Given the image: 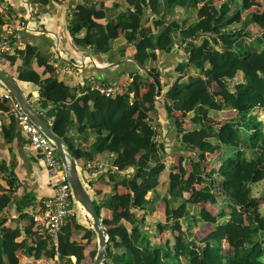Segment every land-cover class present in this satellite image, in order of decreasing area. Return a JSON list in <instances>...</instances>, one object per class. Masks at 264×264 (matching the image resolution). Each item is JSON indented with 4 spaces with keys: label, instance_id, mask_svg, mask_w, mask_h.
Instances as JSON below:
<instances>
[{
    "label": "trees",
    "instance_id": "1",
    "mask_svg": "<svg viewBox=\"0 0 264 264\" xmlns=\"http://www.w3.org/2000/svg\"><path fill=\"white\" fill-rule=\"evenodd\" d=\"M48 1L29 0L43 6ZM68 1L69 30L78 45L106 54L123 33L134 41L130 58L143 71L133 73L130 90L105 96L72 86L53 68L44 77L37 66H47L48 58L32 44L14 42L3 58L18 80L39 87L40 111L83 169L106 159L117 167L102 173L94 190L109 235L103 264H264V192L257 197L252 189L264 183V12L245 15L246 0ZM203 5L210 9L207 18L199 17ZM255 25L261 32L254 36ZM177 40L187 60L178 66L165 107L190 155L162 181L169 154L162 143H145L156 132L138 115L155 106L141 85H148L150 96L157 88L162 92L158 59L170 54ZM4 107L0 101V110ZM222 110L236 114L218 125L211 113ZM180 112L187 113L190 129L183 127ZM16 123L12 115L4 126L9 143ZM171 167L176 169V163ZM130 168L133 172L126 173ZM0 170L9 172L7 165ZM149 191L154 192L150 200ZM10 201V194L0 197V264L84 263L88 252L76 235L97 236L77 210L59 229L57 242L39 232L33 215L21 213L14 222L26 224V240L20 243L19 227L6 224Z\"/></svg>",
    "mask_w": 264,
    "mask_h": 264
},
{
    "label": "crops",
    "instance_id": "2",
    "mask_svg": "<svg viewBox=\"0 0 264 264\" xmlns=\"http://www.w3.org/2000/svg\"><path fill=\"white\" fill-rule=\"evenodd\" d=\"M68 3V0H60L59 2L49 0L47 5L43 6L31 3L29 0H0L1 40L4 38L10 40L9 51L1 52L0 49V68L5 70L3 67V65H5L3 57L12 52L14 42L18 46L32 44L38 47L42 56L48 58V67L43 65L41 67L37 66V69L43 73L44 77L50 76L53 68L59 76L66 78L72 86L81 85L86 88L90 87L93 81H97L105 86H122L124 87V92L130 90L133 73L138 70L143 71V69L130 58V54L135 51L134 41L130 42L125 39V33H123L114 41L117 43H113V49L106 54H96L91 47L78 45L69 30L71 7ZM41 15L43 19L40 21V25H34L33 20L36 21ZM83 15L88 24L91 20L90 15L87 12ZM13 19L15 23L20 26L18 30L11 29V21ZM23 22H29L31 30L21 27V23ZM178 42L179 40H177L170 54H161L158 59V67L161 71L160 82L162 92H158L157 88L156 92L152 93V96H150L148 85L145 83L141 85L143 95L146 93L148 100L155 106V110L138 115V117L143 118L144 121H149V126H151L152 130L156 127L154 130L156 132L155 136L146 139L145 143L146 145L151 142L162 143L169 154L165 169L166 175H163L162 181L168 180L172 172L175 173L179 171L181 166L186 165V159L190 155L189 152L183 150L181 145L176 119L169 117L165 107L166 92L169 86L172 85L179 76L178 66L181 62L187 60L184 46H180ZM52 49L54 50L53 52ZM58 49L61 50L60 57L55 55L58 53ZM129 50H131V52H129ZM96 55H98L100 59H97ZM71 63H77V65L79 64L80 66L69 67ZM10 68L12 69V74L7 70L5 71L17 79L15 74H13L15 68ZM17 81L33 107L43 115L40 111V104L38 102L39 91L37 96H35V91L31 90L30 87L34 84L25 83L18 79ZM36 89L39 90V87L36 86ZM0 90L6 91L8 89L0 82ZM215 92H218V90ZM30 93L32 94L31 98H29ZM0 101L4 102L5 105V107L0 110V166L7 165L9 168V172L7 173H3L0 170V186L3 187V189L0 188V197L7 194L11 196V201L4 210V214L8 216L6 224L13 225V227L17 228L19 227L17 242L22 243L26 240L24 232L26 224L21 222L15 224L14 222L18 221L21 213L26 212L33 216L41 213L45 209L46 202L54 195L56 181L50 177L43 158L31 146L16 116L11 113L10 102L4 99H0ZM211 114L217 118L215 119L216 124L219 122L218 125H221L227 118L235 116L236 111H212ZM12 115L15 116L17 123L15 138L9 143L5 138L4 126L11 122ZM179 115L182 117L181 123L183 127L190 129L192 124L187 120V113L180 112ZM181 156L184 158L182 162H180ZM94 163H102L103 168L89 169L87 168V164L84 166V169L79 164L78 166L79 173L85 186H88L92 191L91 193L89 192L90 195L93 199L99 200L94 191L96 188L100 187L97 183L98 178L109 169L117 170V168L111 165L107 159ZM173 163H176V169L171 167ZM125 172L131 174L133 169H127ZM102 188L106 191L104 187ZM196 189L200 190V186H196ZM76 203L77 204L73 203V207L79 213L82 211V207L77 201ZM160 213H162L161 209L155 212L153 219H151L155 220L149 223L154 224ZM159 219L161 218L159 217ZM150 228L154 229V226ZM82 235L83 234H81V236L80 234L76 235L80 242L83 240ZM32 240L34 241V239ZM92 242L93 237L91 244ZM94 253L95 249L94 246H92V248H89L83 264H85L86 261L90 264L91 255H94ZM17 255L21 262H26V259L20 252H17ZM72 258L76 260L75 256Z\"/></svg>",
    "mask_w": 264,
    "mask_h": 264
},
{
    "label": "built area",
    "instance_id": "3",
    "mask_svg": "<svg viewBox=\"0 0 264 264\" xmlns=\"http://www.w3.org/2000/svg\"><path fill=\"white\" fill-rule=\"evenodd\" d=\"M21 27L31 30L29 22L21 23ZM20 28L14 21H11V29L18 30ZM1 52L10 50V40L4 38L0 41ZM56 56H61V50L58 49ZM88 60H91L87 58ZM79 67L77 63H71L69 67ZM92 89H97L101 94L105 96H112L118 92H124V87L105 86L101 85L97 81H93L91 86ZM0 99H4L10 102L11 113H13L22 130L28 137V141L31 146L41 155L45 165L48 169L49 175L52 179H55L54 195L46 202L45 209L33 216L34 223L42 234L50 235L57 241L59 229L71 221L77 216V211L73 207V191L67 178V172L62 164L60 156L57 152L55 143L49 138L42 129L32 120L29 114H27L14 94L10 90L1 91ZM156 127H154L155 129ZM87 168L89 169H100L103 168L102 163L88 162ZM117 168V167H116ZM75 199V198H74ZM76 200V199H75Z\"/></svg>",
    "mask_w": 264,
    "mask_h": 264
},
{
    "label": "water",
    "instance_id": "4",
    "mask_svg": "<svg viewBox=\"0 0 264 264\" xmlns=\"http://www.w3.org/2000/svg\"><path fill=\"white\" fill-rule=\"evenodd\" d=\"M0 82L14 94L23 110L30 115L32 120L55 143L57 152L67 172V178L73 191V196L87 213L90 219L91 227L97 235L98 248L92 264H103L107 255V242L109 238L108 231L107 228L103 225L94 199L90 195L82 180V177L79 173V166L77 161L67 150L62 137L55 133L50 123L30 103L17 79L0 68Z\"/></svg>",
    "mask_w": 264,
    "mask_h": 264
},
{
    "label": "rangeland",
    "instance_id": "5",
    "mask_svg": "<svg viewBox=\"0 0 264 264\" xmlns=\"http://www.w3.org/2000/svg\"><path fill=\"white\" fill-rule=\"evenodd\" d=\"M246 8H247V10H245V12H244L245 15L247 13L248 14L251 13L252 11L263 13L264 12V0H246ZM209 15H210V9H209V7H207V6L204 5L202 11H200V13H199V17L200 18H207V17H209ZM42 19H43V16L41 15V17L38 18L36 21L33 20L34 25L39 26L40 25V21ZM253 28H254V30H253L254 36L256 34H259L261 32V29L257 25H255ZM116 43L117 42H114V44H116ZM178 44L180 45L179 42H178ZM53 51L54 50L52 49V52ZM129 52H131V50H129ZM96 58L97 59H100V57L98 55H96ZM3 67L9 73H12V69L9 66L3 65ZM30 87H31V90L35 91V96H37L38 90L36 89V86L31 85ZM215 123H216V121H215ZM163 175H166V172L165 171L161 174V179L163 178ZM86 188L88 189V191L90 193L92 192L91 189L88 186H86ZM252 189H253V194L256 195L257 197L258 196L260 197L262 195V193L264 192V183H262V182L254 183ZM153 193H154L153 191H149L146 194V197L150 200V198H152V196H153ZM136 212H137L138 216H142L141 211L139 209ZM79 216L82 219L84 218L83 221L84 220L87 221V222H84L86 225H91V223L89 222L90 219H89L87 213L85 212V210L83 208H82V211L79 212ZM87 218H88V220H87ZM151 219H153V217H150L149 218V222L150 221L153 222L155 220V219L154 220H151ZM128 226L130 227V224H128ZM79 234L81 236V234H83V233L81 231H79L77 233V235H79ZM83 240H85V241H83ZM83 240L81 241V247L86 252H88L89 248H92V246H94L95 251L97 250V248H98V243L96 244L97 239L93 238V242L94 243L92 242V244H91L92 239H89L87 236H84V239ZM90 254H91V251H90ZM92 255H91V257H92ZM93 261H94V259L90 261V264H92Z\"/></svg>",
    "mask_w": 264,
    "mask_h": 264
}]
</instances>
